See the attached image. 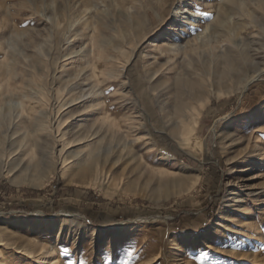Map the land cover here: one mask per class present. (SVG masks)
<instances>
[{"label": "rangeland", "instance_id": "374dc122", "mask_svg": "<svg viewBox=\"0 0 264 264\" xmlns=\"http://www.w3.org/2000/svg\"><path fill=\"white\" fill-rule=\"evenodd\" d=\"M0 156V264H264V0H0Z\"/></svg>", "mask_w": 264, "mask_h": 264}, {"label": "bare ground", "instance_id": "6f19581e", "mask_svg": "<svg viewBox=\"0 0 264 264\" xmlns=\"http://www.w3.org/2000/svg\"><path fill=\"white\" fill-rule=\"evenodd\" d=\"M1 158L3 159V157L0 156V173H3L4 170H3V167L2 166H3L4 162H3V160Z\"/></svg>", "mask_w": 264, "mask_h": 264}]
</instances>
